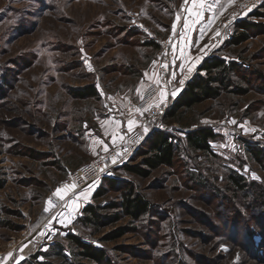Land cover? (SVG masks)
<instances>
[{
  "label": "rangeland",
  "instance_id": "374dc122",
  "mask_svg": "<svg viewBox=\"0 0 264 264\" xmlns=\"http://www.w3.org/2000/svg\"><path fill=\"white\" fill-rule=\"evenodd\" d=\"M246 2L227 0L210 12L207 0L196 7L190 0H0V264L38 263L23 253L30 246L41 253L38 260L66 264L54 246L62 243L71 256L69 232L104 247L111 264H264V166L250 150L264 151V1ZM189 9L202 12L191 30L184 26L195 19ZM242 18L254 23L251 35L229 44ZM210 55L244 65L233 86L196 104L182 122L142 121L157 105L165 114ZM153 83L158 95L142 107ZM86 85L97 96L75 94ZM170 91L178 95L166 103ZM136 108L148 110L141 115ZM128 119L136 121L132 131ZM197 125L218 133L210 154L185 147L183 126ZM155 128L182 142L172 165L140 176L105 160L142 136L127 163L139 161ZM103 160L109 168L101 178L55 204L52 194L71 173ZM231 171L246 178L245 190L229 186ZM107 176L117 180L109 185ZM129 182L150 201L148 212L138 220L123 216L95 234L80 223L86 204L120 200ZM100 188L105 194L95 198ZM50 198L55 207L45 212ZM120 228L125 232L113 236Z\"/></svg>",
  "mask_w": 264,
  "mask_h": 264
},
{
  "label": "trees",
  "instance_id": "16d2710c",
  "mask_svg": "<svg viewBox=\"0 0 264 264\" xmlns=\"http://www.w3.org/2000/svg\"><path fill=\"white\" fill-rule=\"evenodd\" d=\"M255 15L261 14L260 11H255ZM236 25L240 31L234 32L228 38L229 44H240L248 39L251 35L250 29L254 25L252 21L246 18L237 20ZM154 42V41H153ZM157 46L156 43H153ZM235 59H226L219 55H210L204 58L199 64L196 74L187 81L181 94L175 99L171 100L170 105L166 108L164 118L174 122H182L183 115L191 110L196 104L201 103L210 98L219 97L225 90L233 86V74L237 70L243 69ZM235 90V89H232ZM238 91H244L245 88L237 85ZM75 94L79 96L93 95L97 96L98 91L93 85H86L77 88ZM185 130L184 144L185 147L191 151H202L204 153H211V140L217 137L218 133L213 127L207 125L197 126H183ZM181 140L177 135L168 129L155 128L148 145L140 151L141 159L135 163H124L122 168L124 170L134 172L140 176H148L150 173L161 165H172L178 157L180 151ZM255 158L264 166V151L259 149H250ZM108 184H114L117 178L115 176L103 177ZM229 186L235 190H245L247 187L246 178L231 171L229 175ZM259 188V187H258ZM105 190L100 188L94 197L102 196ZM150 201L147 197L137 191L131 182L128 183L127 188L122 192L121 199L112 201L110 203L99 205L95 203L86 204L82 210V214L78 220L83 226L91 228V233L99 232L107 224L122 218L123 216H131L138 220L150 208ZM118 208L114 213H103L106 209ZM260 209V207H258ZM260 212H258L259 214ZM125 231L120 228L115 230L113 236L122 235ZM67 238L74 245L71 247V256L64 253V245L57 242L55 247V254L60 257L66 264H92L97 262L103 264H111V259L107 250L104 247L98 246L92 241L87 240L79 233L69 232ZM41 253H35L31 257L36 259L38 263L35 264H57L49 260H38ZM45 254V253H44ZM48 255V253H46ZM69 257L73 258L69 261ZM74 257L89 260V262L74 261Z\"/></svg>",
  "mask_w": 264,
  "mask_h": 264
},
{
  "label": "built area",
  "instance_id": "2783aa9c",
  "mask_svg": "<svg viewBox=\"0 0 264 264\" xmlns=\"http://www.w3.org/2000/svg\"><path fill=\"white\" fill-rule=\"evenodd\" d=\"M262 1L264 0H254L250 2H246V6H250L252 5L253 2H255L256 4H260ZM241 13H243L244 11H240ZM243 16V15H242ZM241 17V16H239ZM168 56H165V58L167 59L166 61L168 63L171 62L173 53H172V48L168 49L167 52ZM163 78H162V82H166V74L168 73L167 67H163ZM171 89H175L176 86L175 85H171L170 87ZM159 86L155 83L149 85L148 89L144 92L143 94V98H142V102H141V106L142 107H146L148 105V103L150 102V99L153 95H155V93L158 91ZM169 101H166V103H168ZM164 114V108L162 106H157L155 107L151 112H149L147 115H145L142 118V121L145 123H149V121L152 119H156L160 116H163ZM157 127V126H156ZM143 140V137L141 136L139 139L135 140L133 142V144L129 145V146H125L122 147L120 149H115L113 151H111L109 153V155L106 156L105 160H110L113 161V165H122L124 163H126L131 154L138 148L139 144L141 143V141ZM105 160L103 161H91L85 165H82L81 167L77 168L73 173H71L63 182L62 185H71L73 183H75L77 185V187L73 190H81L85 187H87L88 185L92 184L93 182H95L96 180H98L99 178H101L102 175H104V173L108 170L109 166H106ZM115 161V162H114ZM52 199L55 202V204L59 205L62 203V200H60L58 197H54L52 195ZM37 248L32 249V246L27 247V250L23 251L24 255L29 257L32 256L33 254H35Z\"/></svg>",
  "mask_w": 264,
  "mask_h": 264
},
{
  "label": "snow or ice",
  "instance_id": "6c2138e0",
  "mask_svg": "<svg viewBox=\"0 0 264 264\" xmlns=\"http://www.w3.org/2000/svg\"><path fill=\"white\" fill-rule=\"evenodd\" d=\"M190 2H191V4L193 5V7H196L197 5H204L205 3H206V0H190ZM213 2L214 3H219L220 2V0H213ZM228 2L229 3H232V2H234V0H228ZM187 3H189V0H185V4H187ZM189 12L190 13H192V15H194L195 16V19L194 20H192L191 21V24H189L187 21L185 22V28H188L189 30H191V27L192 26H194L196 23H198L199 22V20L201 19V17H202V12L201 11H196V12H192V10L191 9H189ZM177 19H179V16L177 17ZM175 28H176V25L175 24H173V30H175ZM201 32H203V29H201ZM183 38V37H182ZM194 46V45H193ZM205 55H207V53H205ZM180 56H181V59H182V63H181V65H180V67L181 68H183V61L184 60H186L187 59V57H186V55H185V50H184V48H181L180 49ZM201 59H203V57H201V56H197L196 57V60L197 61H199V60H201ZM165 67H167V65H165ZM195 67V65H192L191 67H189L188 69H187V71L188 72H191L192 70H193V68ZM148 74L147 73H145V76H147ZM172 76H173V78L175 77V73H172ZM184 83V81L183 80H181L180 81V84H183ZM137 91L139 92V89H137ZM173 95H175V93L173 92L172 93ZM163 93H161V97L163 98ZM143 97L141 96V99H142ZM157 106H159V105H157ZM148 109H140V108H136L135 109V112L136 113H138V114H143V111H147ZM136 123V121L135 120H133V119H128V121H127V125H128V130L129 131H132V129H133V125ZM232 123L233 124H235L236 123V121H232ZM117 126L119 127V122H117ZM148 127H144V129H143V131L145 132V133H147L148 132ZM121 139H123V136H121L120 137ZM114 139H115V137H114ZM105 151H107L108 149H107V146H105V149H104ZM115 162V161H114ZM77 187V185L75 184V183H73V184H71V185H64L63 187H59V188H57L56 189V191L52 194L54 197H58L60 200H64L65 199V197L66 196H68V194H69V192H71L73 189H75ZM48 205H49V207H46L45 208V212H48L49 211V208H52V207H55V205L52 203V200H51V198L49 199V201H48ZM8 256H12V253H8ZM4 259H7V257H5Z\"/></svg>",
  "mask_w": 264,
  "mask_h": 264
},
{
  "label": "crops",
  "instance_id": "0c3cea01",
  "mask_svg": "<svg viewBox=\"0 0 264 264\" xmlns=\"http://www.w3.org/2000/svg\"><path fill=\"white\" fill-rule=\"evenodd\" d=\"M227 2V0L226 1H223L222 2V0H220V2L219 3H214L213 2V0H207V9L210 11V12H212V11H218L220 8H221V6L222 5H224L225 3ZM177 86V85H176ZM175 90H176V88H175ZM168 92V91H167ZM173 93V92H172ZM171 93V91H170V93L169 94H166V96H165V101H170L172 98H174L175 96H177L178 94H175V95H173ZM175 93V92H174ZM155 95L157 96L158 95V91L155 93ZM155 96V97H156ZM89 186V185H88ZM85 188H87V187H85ZM84 188V189H85Z\"/></svg>",
  "mask_w": 264,
  "mask_h": 264
}]
</instances>
